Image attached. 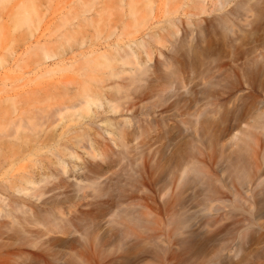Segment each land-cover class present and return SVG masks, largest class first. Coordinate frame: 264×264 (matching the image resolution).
<instances>
[{"label":"rangeland","instance_id":"rangeland-1","mask_svg":"<svg viewBox=\"0 0 264 264\" xmlns=\"http://www.w3.org/2000/svg\"><path fill=\"white\" fill-rule=\"evenodd\" d=\"M28 1L0 0V101L76 79L78 67L107 74L106 42L137 43L141 64L105 82L109 99L119 85L116 111L111 101L38 128L39 140L87 129L79 157L43 147L13 163L14 138L0 146L12 152L0 165V264H264V0H113L103 11L95 0L86 16L101 10L98 21L70 41L50 28L76 0ZM87 35L100 54L63 69ZM189 155L201 179L188 171L193 182L179 183ZM22 174L42 181L15 193Z\"/></svg>","mask_w":264,"mask_h":264},{"label":"bare ground","instance_id":"bare-ground-1","mask_svg":"<svg viewBox=\"0 0 264 264\" xmlns=\"http://www.w3.org/2000/svg\"><path fill=\"white\" fill-rule=\"evenodd\" d=\"M32 3L34 2L33 0H29L28 2L29 3ZM98 1V0H97ZM106 1V2H105ZM104 1V4H103V7L101 6V10L102 8L103 9H106V6H104L106 3L107 7L109 4H111V2L113 0H105ZM198 1V0H197ZM197 1H195L197 3ZM203 1V0H202ZM219 0H213L210 2L212 3H216L218 2ZM22 2V1H21ZM20 2V4H21ZM41 2V1H40ZM39 2V3H40ZM95 0H76L75 2L72 3V5L70 4L67 12L63 13V16L61 15V17L58 19V21H55L56 23L53 25V27L50 28V30L53 28L52 31H58L57 33V36L58 37H68V40L70 41L69 38L72 39V37L76 34H82L81 36H83V30L85 27L87 26H91L92 23L94 25L95 21L97 19V17L101 14H98V16H94L95 14L99 13V11L101 10H93L95 11V13L92 15L93 17H87L86 15L92 11V8H94V5H95ZM116 3V1H114ZM113 2V3H114ZM118 2V1H117ZM123 2V1H122ZM194 2V1H193ZM209 2V1H208ZM207 2V3H208ZM24 3H25V0H24ZM27 3V2H26ZM112 3V4H113ZM121 3V2H120ZM132 3V2H131ZM200 3V1H199ZM203 3V2H202ZM206 3V2H205ZM36 4V3H35ZM117 4V3H116ZM122 4V3H121ZM119 4V5H121ZM136 4V3H135ZM193 4V3H192ZM217 4V3H216ZM27 5V4H26ZM31 5V4H30ZM34 5V3H33ZM38 5V4H37ZM36 5V6H37ZM133 5V4H132ZM197 5V4H196ZM199 5V4H198ZM211 5V3H210ZM222 5V4H221ZM32 6V5H31ZM112 6V5H111ZM115 6V5H114ZM98 7V6H97ZM96 7V8H97ZM100 7V6H99ZM98 7V8H99ZM33 8V7H32ZM14 9V8H13ZM114 9V8H113ZM112 10V9H111ZM103 11V10H102ZM15 12H18V11H15ZM41 12V11H40ZM13 13V12H12ZM22 13V12H21ZM38 13V12H37ZM91 13V12H90ZM107 13V12H106ZM16 14V13H15ZM11 15V14H10ZM20 15V14H19ZM39 15V13H38ZM15 16V15H14ZM13 16V17H14ZM89 16V15H88ZM10 17V16H9ZM19 17V16H18ZM37 17V16H36ZM40 17H41V14H40ZM96 17V19L94 20V18ZM102 17V16H101ZM103 19V18H102ZM94 20V22H93ZM20 22V21H19ZM100 23V22H98ZM107 23V22H106ZM53 24V23H52ZM117 24V23H116ZM15 25V24H14ZM115 25V24H114ZM51 26V25H49ZM97 26V25H96ZM14 27V26H13ZM32 27V26H31ZM91 27H94V26H91ZM107 27V26H106ZM100 28V26H99ZM45 29V28H44ZM42 29V30H44ZM62 29V30H61ZM88 30V28H86ZM93 29V28H92ZM13 30V28H12ZM98 30V29H97ZM33 31V30H32ZM86 31V30H85ZM92 31V30H91ZM31 32V31H30ZM90 32V31H88ZM100 32V31H99ZM98 32V33H99ZM56 33V32H55ZM86 33V32H84ZM112 33V32H111ZM31 34H34V33H31ZM100 34V33H99ZM110 34V33H109ZM44 35V34H43ZM51 35V34H50ZM91 34H89L90 36ZM32 36V35H31ZM40 36V35H39ZM38 36V37H39ZM47 36V35H46ZM85 36V35H84ZM83 36V37H84ZM88 36V35H87ZM86 36V37H87ZM87 37V39L89 38V43H86L85 41L87 40H83L82 42L86 43V45L84 46L81 42V44L84 46L85 50L84 51H81V52H78V54H74V55H77V56H73L72 54L74 53L72 50V53H71V57L69 55V57H67L66 60H71V62H68V63H65V59H62L63 63L59 61V64H63V65H60L63 69L64 67L68 66V67H71V66H74L76 65L77 63L79 64V62L81 61H89L88 59L91 57L93 58L94 57V54H98L100 51L99 49L97 48V46H100L98 44L100 43H96L95 42V39L92 40V38L90 37ZM93 36V35H92ZM107 36V35H106ZM156 38L158 37V35H155ZM36 37V36H35ZM44 36H42L43 38ZM48 37V36H47ZM53 37V36H51ZM50 37V38H51ZM57 37V38H58ZM77 37V36H76ZM80 37V36H78ZM101 37V36H100ZM98 37V38H100ZM103 37V36H102ZM28 38V37H27ZM49 38V39H50ZM75 38V37H73ZM82 38V37H81ZM94 38V37H93ZM38 39V38H37ZM65 39V38H64ZM63 39V40H64ZM82 39H86V38H82ZM52 40V39H51ZM81 40V39H80ZM38 41V40H37ZM67 41V39H66ZM41 42V41H40ZM39 42V43H40ZM46 42V41H45ZM105 42V41H104ZM103 42V43H104ZM36 43V42H35ZM34 43V44H35ZM38 43V42H37ZM36 43V44H37ZM38 43V45H40ZM47 43V42H46ZM45 43V44H46ZM60 43V42H59ZM107 43V49H111L113 51V53H111V56H107V59L109 60V62H112V63H115V64H112L113 65V70H110L108 69V72L107 74H103V75H100V76H94V78H92V74H91V78H89L88 76H86L88 73L84 71V73L80 72L81 70V67H78L76 68V70L74 71L75 74L78 76H76V79L75 78H65L63 80H59L58 83H54L52 85H50L49 87H47L46 89H43L42 87V90L40 89L39 91H31L30 92H27V93H21V94H14V95H8V96H5L3 97L4 99L0 101V129H2L0 132L2 133L3 136H1L0 134V146L3 147L2 145L5 146V141L8 139V141L13 137L14 140L11 141V143H13V146L14 147H19L21 148L22 150L20 151V155H18V152H15V148H13V153L12 152H9V156L6 157L5 155L6 152H4L5 154H1L3 153L2 149L0 147V154L2 157V160H0V165L1 164H5L6 162H8L9 160L12 159V162L14 163L16 160H24L28 155L30 154H33L35 153L36 151L40 150L41 148L43 147H56L55 148V152L57 153H54L56 154L57 156H61V154H67L69 156H76L75 155V151H73V148L74 147H78V146H82V143L83 141H86V139L88 140V137L89 139H91V134H88L87 132V129L85 131V128L83 130H81V132H79L78 130L74 129L72 130V133L70 134H67L69 133L71 130H69V132H62V134H59L57 135V133L55 134V132L53 133H50V134H46L45 135V139L43 138V140H41L42 143H39L40 140L39 138L37 137L38 136V133L40 132L38 130L39 127L43 126V125H48V127H50L51 125L53 126L54 123H56V121H62L63 119L66 118V115L69 114V116H72L74 121H83V119L87 118L88 116L91 117V114L92 112H94V106H97V107H101V106H104V105H108L111 101V103H114V104H111V105H108L109 109L111 111H116V108L118 106V103L117 101H119L123 96H118L116 93H118V91H120V89L118 88L117 86V89H115L116 93H110L109 94V97H111L110 99L107 97L108 95V92L109 91L108 89H111L110 86L108 85H105V82L107 80H110L111 78H122L121 80H123V74L125 76V72L129 73L131 76H134L137 75V71H138V66H140V62L138 61L139 60V55H138V51H137V43H136V46L132 47L131 45L129 44H119L117 41L112 43V44H108ZM144 42H142L140 40V43H138L139 45V48H142V50L145 51H148V50H145L146 49V46L145 45H148L146 42H145V45L143 44ZM42 44H44V42H42ZM41 44V45H42ZM49 44V43H47ZM71 44V43H70ZM69 44V46H71ZM74 44V43H73ZM76 44V43H75ZM102 44V43H101ZM77 45H79L77 43ZM76 45V46H77ZM44 46V45H42ZM57 46V45H56ZM68 46V47H69ZM73 46V45H72ZM81 46V45H80ZM81 46V47H83ZM104 46V44H103ZM106 46V44H105ZM67 47V46H66ZM65 47V48H66ZM78 47V46H77ZM79 47V48H81ZM102 47V46H101ZM100 47V48H101ZM34 48V47H32ZM58 48V47H57ZM104 48V47H103ZM152 48V47H151ZM150 48V49H151ZM39 49V48H38ZM52 49V48H51ZM63 49V48H62ZM67 49V48H66ZM65 49V51H66ZM73 49V48H71ZM106 49V50H107ZM35 50V49H33ZM53 50V49H52ZM56 50V49H55ZM59 50V48H58ZM70 50V49H69ZM77 50V49H76ZM105 50V51H106ZM37 51V50H36ZM54 51V50H53ZM64 51V50H63ZM110 51V50H109ZM108 51V52H109ZM41 52V51H40ZM56 52V51H55ZM107 52V51H106ZM42 53V52H41ZM61 53V52H60ZM68 53V51H67ZM140 53V52H139ZM46 53H44L45 55ZM57 54V53H56ZM59 54V53H58ZM63 54V53H62ZM100 54V53H99ZM104 54V53H103ZM145 54H147L145 52ZM50 55V54H49ZM65 55V54H64ZM106 55V54H105ZM109 55V54H108ZM42 56V55H41ZM54 56V55H53ZM56 56V55H55ZM59 56V55H58ZM97 56V55H96ZM99 56V55H98ZM104 56V55H103ZM102 56V57H103ZM46 57V56H45ZM60 57V56H59ZM62 57V56H61ZM106 57V56H105ZM55 58V57H54ZM66 58V57H65ZM99 59V58H98ZM106 59V60H107ZM137 59V61L135 62V60ZM40 60V59H39ZM38 60V61H39ZM45 60V59H44ZM103 60V59H102ZM101 60V61H102ZM105 59L103 60V62H107L108 65H110L108 63V60L106 61ZM41 62V61H40ZM90 62V61H89ZM97 62V61H96ZM100 62V61H99ZM55 63V64H56ZM85 62H83L82 64H84ZM90 64V63H89ZM101 63H99L100 65ZM41 65V64H40ZM85 65V64H84ZM84 65H81L82 67H85ZM97 65V64H96ZM104 65V64H103ZM106 65V64H105ZM107 65V66H108ZM122 66V68L120 69V66ZM131 66L129 67L128 69H126V66ZM135 65V67H134ZM55 66V65H54ZM57 66V65H56ZM55 66V67H56ZM60 66H58L57 68H59ZM60 67V68H61ZM94 67V66H92ZM117 67L120 69L118 70ZM97 68V67H96ZM103 68V67H102ZM111 68V67H110ZM116 68V70H115ZM50 70V67L47 68V70ZM70 69V68H69ZM86 69V68H85ZM88 69V68H87ZM112 69V68H111ZM46 70V68H45ZM49 70L46 71V73H49ZM53 70V68H52ZM89 70L90 67H89ZM95 70L97 69H94V70H91L92 72H94ZM101 70V69H100ZM65 71V70H64ZM70 71V70H69ZM88 71V70H87ZM141 71V69H140ZM41 72V71H40ZM89 72V71H88ZM44 73V72H43ZM53 73V72H52ZM136 73V74H135ZM51 74V72H50ZM48 74V75H50ZM90 74V73H89ZM88 74V75H89ZM135 74V75H134ZM105 75V76H104ZM66 76V75H65ZM64 76V77H65ZM131 76H129L130 78H132ZM128 77V78H129ZM58 80V79H56ZM116 81V79H115ZM51 82V81H50ZM57 82V81H56ZM69 84H73V86L71 87V85ZM42 85V84H41ZM117 85V84H116ZM44 86V85H43ZM114 88V86H112ZM112 88V89H113ZM122 88V87H121ZM1 90V89H0ZM2 91V90H1ZM6 91V90H5ZM8 91V90H7ZM22 92V91H21ZM34 94H32V93ZM7 93V92H6ZM28 93H31V94H28ZM114 94H116V96H114ZM34 95V96H33ZM118 96V97H117ZM19 97L22 98L21 100H19ZM24 97V98H23ZM49 99H52L54 100L53 104H48V105H45L48 101H50ZM123 99V98H122ZM121 99V101H122ZM46 100V101H45ZM45 101V102H44ZM114 101V102H113ZM117 103H116V102ZM120 102V101H119ZM6 103L8 104L6 106ZM43 103V104H42ZM45 103V104H44ZM41 104V105H40ZM90 114V115H89ZM105 120V119H104ZM103 122L107 125V126H111L112 125V122H110V120H105ZM56 124H61V123H56ZM55 126V125H54ZM58 126V125H57ZM56 127V126H55ZM88 128V127H87ZM56 129V128H55ZM90 129V127H89ZM42 130H44L42 128ZM58 130V129H57ZM4 131V132H2ZM39 131V132H38ZM54 131V129H53ZM44 132V131H42ZM46 133V131H45ZM44 133V134H45ZM120 134H117L119 135V137H122L123 138V131L119 132ZM40 134V133H39ZM43 134V133H42ZM57 135V136H55ZM122 135V136H121ZM42 136V135H40ZM7 137V138H6ZM118 137V138H119ZM19 138H21V142L17 141L16 139L20 140ZM41 138V137H40ZM121 138V139H122ZM4 139V141H3ZM120 139V138H119ZM120 139V141H121ZM14 141V142H13ZM39 141V142H38ZM10 142V141H9ZM37 142V144H36ZM51 142V143H50ZM86 142H89L86 141ZM41 145H39V144ZM8 145V144H7ZM12 145V144H11ZM12 146V147H13ZM91 147V146H90ZM5 148V147H4ZM9 148V146H8ZM18 148V151L20 150ZM10 150V149H8ZM7 150V151H8ZM69 150V151H68ZM17 151V150H16ZM15 152V154H14ZM75 152V153H74ZM8 153V152H7ZM12 153V154H11ZM10 154L12 155L11 159H9L10 157ZM192 155V154H191ZM191 155H189L187 161H185L181 166V170L179 169V172H178V182L180 183L182 181V179L184 178V180L186 181L187 178L189 177L188 176L186 179L185 177L183 176L184 173L188 174L189 172L188 171H191V174L192 175H195V173H199L198 172V169L196 168L195 166V163L193 161V158L190 159ZM76 157H79V155H77ZM33 161V160H32ZM51 162V161H50ZM52 164L54 165H57V167H61V168H58V169H61L62 173L65 172V165H64V162L61 161V158H59L58 160H55V161H52L51 162ZM11 164V162L9 163ZM43 164V162H42ZM42 166V165H41ZM43 167H44V164H43ZM238 167V166H237ZM46 168V167H45ZM43 169V168H41ZM235 170V173H236V177L237 178H240V180L242 181H246L247 180V177L245 178L243 176L244 173L241 174V169L238 168H234ZM59 171V170H58ZM194 173V174H193ZM196 173V175H197ZM190 174V177L191 178V175ZM46 175V174H45ZM63 175V174H61ZM199 175V174H198ZM197 175V176H198ZM28 176V175H27ZM25 175H20L19 177V183H17V180L15 181L16 183H12V181H9V189L11 188V190H13L15 193H21V192H24V191H27V190H30L28 189L27 185L28 184H31V185H36L37 183L41 182V181H36L35 179H33V177H27ZM239 176V177H238ZM183 177V178H182ZM194 178V176H192ZM47 178V176H46ZM191 178V182L192 179ZM198 179L200 178L199 176L197 177ZM45 179V177H44ZM201 179V178H200ZM244 179V180H243ZM48 180V179H47ZM181 180V181H180ZM184 181V182H185ZM10 182L12 184H10ZM47 182V181H45ZM187 182V181H186ZM189 182V181H188ZM26 185V186H25ZM35 193V192H34ZM24 194H26V192H24ZM28 194V193H27ZM32 195V191L30 193ZM36 195V194H35ZM181 219L179 218L177 223H181L180 221Z\"/></svg>","mask_w":264,"mask_h":264}]
</instances>
